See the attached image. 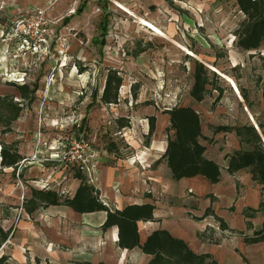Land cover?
<instances>
[{"label": "rangeland", "instance_id": "rangeland-1", "mask_svg": "<svg viewBox=\"0 0 264 264\" xmlns=\"http://www.w3.org/2000/svg\"><path fill=\"white\" fill-rule=\"evenodd\" d=\"M243 17L233 0H0V144L16 143L23 156L14 171L0 165V230L7 234L0 255L9 256L7 264L147 263L140 249L132 256L108 245L111 229L91 246L84 218L69 221L72 211L45 205L40 192L70 196L78 174L92 184L99 173L111 191V153H134L129 136L148 145L142 130L150 116L158 144L166 139L165 110L191 106L208 133H225L208 138L210 154L228 145L248 149L252 142L241 139L249 126L264 146V45L236 46L233 32ZM197 63L218 88L207 86L199 102L190 94ZM109 69L123 79L116 104L99 99ZM117 118L128 119V129ZM237 127L245 128L240 136ZM85 142L88 159L100 156L91 174L63 156L74 144L81 152ZM258 211L264 216L262 206ZM227 219L241 225L237 214ZM245 251L264 262L263 247Z\"/></svg>", "mask_w": 264, "mask_h": 264}, {"label": "trees", "instance_id": "trees-1", "mask_svg": "<svg viewBox=\"0 0 264 264\" xmlns=\"http://www.w3.org/2000/svg\"><path fill=\"white\" fill-rule=\"evenodd\" d=\"M237 9L244 16L238 23L233 34L235 44L242 50H256L264 45V0H233ZM106 27L104 26L103 29ZM122 76L114 69H109L105 76L104 85L100 94V101L103 104H116L118 102L119 89L122 85ZM262 99L264 101V82L259 83ZM207 86L214 90L218 88L212 84V79L208 71L202 64L197 63L193 72V84L190 94L192 98L199 102L208 92ZM24 92L26 86H19ZM220 93L215 100H219ZM134 95V94H133ZM168 115L169 124L164 128L166 133V146L162 154V159L170 170L174 179L190 178L193 176H202L211 183L219 180L218 165L204 156L205 146L201 143L206 139L201 133V123L199 113L191 106H173L164 112ZM148 131L145 134V144H148L155 130V117L148 118ZM117 125L121 128L129 126V120L126 118H117ZM262 127V124H259ZM227 126H217L215 131L227 130ZM245 128H236V134L240 136L241 130ZM246 130V132H245ZM243 132L242 141H251L248 149H238L227 153V171L235 173L240 169H248L251 179L261 186V192H264V146L260 142L258 134L252 126H249ZM250 137L251 139L247 138ZM23 160V156L18 151V145L0 144V165L2 167L16 170ZM80 180L78 187L72 196H63L55 190H45L40 192L45 205H65L76 213L105 212V218L100 228L106 231L111 227L117 228V247L121 249L138 248L141 252L151 256L146 264H218V262L209 253H195L187 243L182 239L173 236L165 229L152 231L141 242L139 237L138 222L153 220L154 205L128 204L117 209L111 207L100 196L99 190L89 183L81 174L77 175ZM207 197L214 201L210 194ZM262 205V203H260ZM255 210L246 209L243 211L246 220V228L252 229L250 218L254 217ZM211 216L217 228L207 226L202 232L198 233V238L213 244H219L225 233H236L242 236L243 242L253 244L264 241V220L261 227L253 229L251 234H245L243 231L229 228L223 218L218 216L211 205H209L201 217H195L197 220ZM2 244L7 234L0 230ZM9 256L0 255V264H7Z\"/></svg>", "mask_w": 264, "mask_h": 264}, {"label": "crops", "instance_id": "crops-1", "mask_svg": "<svg viewBox=\"0 0 264 264\" xmlns=\"http://www.w3.org/2000/svg\"><path fill=\"white\" fill-rule=\"evenodd\" d=\"M195 110L199 113L197 109ZM164 116L166 121L161 126L160 131L169 124L168 115L165 114ZM200 123L201 133L206 138L201 141L205 146L204 156L214 161L219 167L220 176L217 182L211 183L199 175L174 179L166 161L161 158L165 150L166 139L158 144L156 136L158 128L156 125L148 145H142L140 138L132 141L131 136H129L125 141L130 147L134 148V153L126 155V157L111 153V175L107 174V180L105 181L111 185V191L101 187L102 173L94 177L92 184L99 190L103 200L111 207L120 209L128 204L144 203L154 205L153 220L138 222L141 242L152 231L165 229L173 236L185 241L195 253L211 254L218 264H264V262L250 260L245 251L249 246H253L254 249L255 247L264 248V241L246 244L243 242L242 236L236 233H225L219 244H213L198 238V233L202 232L207 226L217 228V224L211 216L201 220L195 219V217H201L209 205L212 206L218 216L225 220L229 228L243 231L245 234H251L253 229L260 228L264 220V216H258L260 213L258 211L259 207L262 206L264 209V192H261V186L251 179L248 169H240L235 173L227 171L225 155L242 148L238 147L237 143V146L228 148L229 145L227 144L225 153L219 154L218 150L211 146V149H215V151L210 154L208 152L209 146L206 143L208 138L212 137L214 140H218V137L225 133H208L201 118ZM146 129L148 130L147 126L142 130V133H145ZM123 135H125V130H123ZM101 169L102 165L100 166ZM79 183L76 185L75 190ZM210 194L214 197L212 202L211 198L207 197ZM248 208L255 210L254 217L249 219L253 226L252 229L246 228L247 219L243 215V211ZM72 213L68 216L69 221L84 218L80 222H83L84 228L90 235L88 239L91 241V246H97L99 240L101 241L106 237L104 234L109 229L102 231L100 228L105 218V212L80 214L72 211ZM233 214L240 217L241 225L239 227L231 225V221L227 219L228 217L232 218ZM110 229L111 242L105 240L108 245L128 255H139L138 248L128 250L117 247V228L113 226ZM145 257H147V262L151 258L150 255H145ZM84 260L92 261L90 258Z\"/></svg>", "mask_w": 264, "mask_h": 264}, {"label": "built area", "instance_id": "built-area-1", "mask_svg": "<svg viewBox=\"0 0 264 264\" xmlns=\"http://www.w3.org/2000/svg\"><path fill=\"white\" fill-rule=\"evenodd\" d=\"M83 146L88 147V143L87 142L82 143V145L80 146V148L82 149L81 152L78 151L77 149L75 152L72 151V149L75 148V144H74V146H72L69 151L67 150L68 152L63 154V156L72 164H76V167L80 171L83 172L86 170L89 174H91V172L94 173L96 171V169L98 168V165L100 163V161H99L100 156H99L98 152H95L93 154H89L91 159H88V157H87L88 155H86L85 150L83 149ZM92 179H94V176L91 178V180Z\"/></svg>", "mask_w": 264, "mask_h": 264}, {"label": "bare ground", "instance_id": "bare-ground-1", "mask_svg": "<svg viewBox=\"0 0 264 264\" xmlns=\"http://www.w3.org/2000/svg\"><path fill=\"white\" fill-rule=\"evenodd\" d=\"M145 24V23H144ZM149 24V23H148ZM146 25V24H145ZM224 76V78L226 79V80H231L232 82H233V84H234V81L232 80V79H230V77H228V76H226V75H223ZM234 86H235V84H234ZM236 87V86H235Z\"/></svg>", "mask_w": 264, "mask_h": 264}]
</instances>
